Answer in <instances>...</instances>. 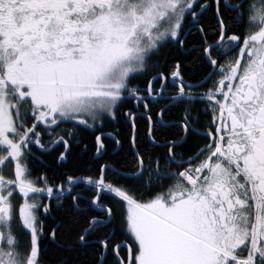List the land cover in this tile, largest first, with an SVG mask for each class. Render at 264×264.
Instances as JSON below:
<instances>
[{
  "label": "snow or ice",
  "instance_id": "obj_1",
  "mask_svg": "<svg viewBox=\"0 0 264 264\" xmlns=\"http://www.w3.org/2000/svg\"><path fill=\"white\" fill-rule=\"evenodd\" d=\"M0 264H264V0H0Z\"/></svg>",
  "mask_w": 264,
  "mask_h": 264
},
{
  "label": "trees",
  "instance_id": "obj_2",
  "mask_svg": "<svg viewBox=\"0 0 264 264\" xmlns=\"http://www.w3.org/2000/svg\"><path fill=\"white\" fill-rule=\"evenodd\" d=\"M194 142V141H193ZM39 154V153H38ZM44 160H45V162L50 166L49 167V171H48V174L49 175H51L52 173H51V166L53 165V157L52 156H43L42 157ZM86 161L85 160H77V161H75V163H77V164H83V163H85ZM34 171L37 173V174H39L41 171H42V168H41V166L39 165V164H37L36 165V167H35V169H34Z\"/></svg>",
  "mask_w": 264,
  "mask_h": 264
},
{
  "label": "flooded vegetation",
  "instance_id": "obj_3",
  "mask_svg": "<svg viewBox=\"0 0 264 264\" xmlns=\"http://www.w3.org/2000/svg\"><path fill=\"white\" fill-rule=\"evenodd\" d=\"M196 139H197V138H193V141L195 142ZM194 142H193V143H194ZM47 222H48V221H46V223H47Z\"/></svg>",
  "mask_w": 264,
  "mask_h": 264
}]
</instances>
